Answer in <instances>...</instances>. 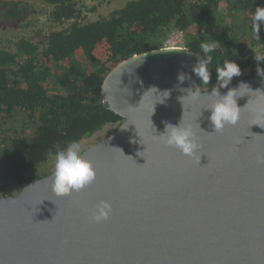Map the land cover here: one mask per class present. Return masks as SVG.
<instances>
[{"label":"water","instance_id":"95a60500","mask_svg":"<svg viewBox=\"0 0 264 264\" xmlns=\"http://www.w3.org/2000/svg\"><path fill=\"white\" fill-rule=\"evenodd\" d=\"M200 59L187 48H162L107 75L104 106L123 121L83 152L96 165V180L57 198L52 173L0 197V264H264V164L257 163L264 121L252 125L264 108V85L249 78L228 86L244 82L250 90L237 98L238 124L215 133L207 109L212 89L201 90L193 71ZM196 87L198 101L182 99ZM182 119L200 126V164L157 138L166 123ZM100 200L113 212L95 223Z\"/></svg>","mask_w":264,"mask_h":264},{"label":"trees","instance_id":"16d2710c","mask_svg":"<svg viewBox=\"0 0 264 264\" xmlns=\"http://www.w3.org/2000/svg\"><path fill=\"white\" fill-rule=\"evenodd\" d=\"M43 1L53 7L51 20L61 29L51 30L41 44L21 38L15 51L0 47V197L49 176L39 166L68 143L108 126L106 138L113 135L123 120L104 106L105 78L123 61L162 49L176 31H184L187 49L202 57L201 42H220L211 54L210 82L201 90L218 84L216 68L225 60L249 71L242 80L264 85V22L260 38L253 33V16L264 0H132L89 23L83 0ZM2 7L11 22L24 16L21 2ZM15 119L20 127L6 128Z\"/></svg>","mask_w":264,"mask_h":264},{"label":"clouds","instance_id":"9594fccd","mask_svg":"<svg viewBox=\"0 0 264 264\" xmlns=\"http://www.w3.org/2000/svg\"><path fill=\"white\" fill-rule=\"evenodd\" d=\"M253 21V33L259 39L260 23L264 22V7L256 8ZM219 45L220 42L217 40H205L199 45L205 58L199 60L193 71L198 78L202 79L203 84L210 82L211 76L208 65L213 60V55L211 54L218 49ZM216 74L218 86L208 93L210 97L215 98L213 103L207 108L211 110V115L208 119L210 125L214 128V132L222 133L225 127L238 124L242 109L237 105V98L246 94L242 89L250 90V88L244 82H241L237 88H228L233 78L241 75V68L234 61L225 60L222 66L216 68ZM184 79L185 76L181 74L179 80L182 82ZM221 88H228L226 94H221ZM187 92V96L182 99H187L190 102H196L200 99L199 87H196L195 91L189 88ZM164 93L168 92L165 91ZM261 121H264V108L257 109L253 113L252 125L261 126ZM197 128L200 129L199 124L195 126L191 123L185 124L182 119L179 126L166 123L165 132L157 136V138L167 146L179 149L183 155L193 158L200 164L201 156L198 153L201 150V144ZM257 163L264 164V155L257 156ZM97 175L96 165L82 153V145L79 142L72 141L64 149L55 153L51 191L57 198L70 196L73 192L79 193L90 186L96 180ZM112 212V203L108 200H100L95 205L90 219L95 223L105 222L110 219Z\"/></svg>","mask_w":264,"mask_h":264},{"label":"rangeland","instance_id":"374dc122","mask_svg":"<svg viewBox=\"0 0 264 264\" xmlns=\"http://www.w3.org/2000/svg\"><path fill=\"white\" fill-rule=\"evenodd\" d=\"M129 1L132 0H83L82 6L89 11L86 23L108 18L113 11L121 9ZM4 2H21L25 9L24 16L16 22L9 21L2 7ZM221 10L224 11V6H222ZM52 11L53 7L46 4L43 0H0V47L15 51V43L21 38H28L33 42L41 44L51 30L61 29V27L53 24L51 20ZM70 24L71 22H68L63 27L66 28ZM214 31L215 28L213 26L208 28L209 33H213ZM78 59L86 65L81 53L78 55ZM248 76V70L242 71L240 76L233 78L230 85ZM217 86L218 84L214 85L211 89ZM20 125L21 119H15L11 120L6 128H18ZM109 128L110 126L96 133L92 138L79 142L82 145V153L104 140ZM54 164L55 156L39 166V173L41 175L52 174L54 172Z\"/></svg>","mask_w":264,"mask_h":264},{"label":"built area","instance_id":"2783aa9c","mask_svg":"<svg viewBox=\"0 0 264 264\" xmlns=\"http://www.w3.org/2000/svg\"><path fill=\"white\" fill-rule=\"evenodd\" d=\"M163 48L167 49H186L187 37L184 31L179 30L170 35L164 42Z\"/></svg>","mask_w":264,"mask_h":264}]
</instances>
